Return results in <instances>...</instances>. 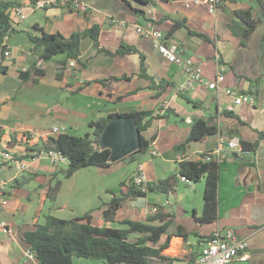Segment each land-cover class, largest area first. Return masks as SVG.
Listing matches in <instances>:
<instances>
[{"label":"crops","instance_id":"obj_1","mask_svg":"<svg viewBox=\"0 0 264 264\" xmlns=\"http://www.w3.org/2000/svg\"><path fill=\"white\" fill-rule=\"evenodd\" d=\"M17 1L20 2L17 7L21 8L24 17H17L14 8L11 10L16 32L5 39L11 57L4 58L0 49V64L6 66V72H0V87L9 90L0 99V150L5 151L10 142L7 150L11 153H31L28 149L37 144L38 139L42 142L48 135H57L52 133L53 127H64L63 132L70 134L73 133L69 129L78 133L87 127L85 134L92 131L89 127L91 120L109 113L149 110L155 117L141 132L149 140L147 149L137 150L133 157L129 154L125 158H114L112 155L106 167L88 165L76 170L62 180L54 202L46 211L64 219L89 212L91 223L95 226L124 227L120 223L122 220L143 221L150 214L151 207L156 206L159 211L172 217L170 233L179 225L187 231V236L171 234L161 254L175 260H157L153 264H189L193 254L199 255L208 236L215 229L226 227L232 228L238 237L245 238L248 243L249 259L237 264H264V0H261L262 6L259 0H225L214 13L204 6L191 5L189 0H154L152 6L151 0H82L86 5L85 10L71 3L37 9L34 7L35 0ZM150 8L151 12H148ZM239 9H251L257 21L245 46H240V38L228 25L230 11ZM113 18L125 24L115 23ZM148 19L153 20L155 28L166 41L177 44L183 57L200 64L205 77L211 79L219 71L224 73L220 88L213 90L196 83L182 92L177 91L176 87H169L160 95L149 88L161 78L173 81L177 86L183 82L184 75L181 67L167 61L152 46L150 38L138 34L130 25ZM176 22H180V26L172 30ZM95 24L100 26L99 46H95L91 37L83 38L76 67L68 66L60 71L58 61L64 56L59 54L48 60L40 59L41 49L33 48V42L27 35V31L38 34L34 25L42 27L47 33L59 32L68 37L76 30ZM12 34H16L13 40L10 37ZM121 44L136 47L143 54L142 73L151 76L154 83L140 76L138 53L120 56L101 51L107 49L114 53ZM26 61L44 71L37 82L32 80L34 74L30 79L21 81L35 84L32 113L36 119L50 116L57 121L48 129L38 131L29 128L30 124L23 122L24 115L10 102L12 98L14 102L16 93L14 91L11 95L13 90L5 78L19 79L18 71L27 69ZM58 73L62 74L60 78L57 77ZM124 75L126 78L119 81L98 82ZM255 78H259L255 88L257 92H251V80ZM21 86L19 84L18 87ZM228 87L250 94L253 102L233 105L232 98L224 91ZM186 98L196 101L197 105ZM225 111L232 112L238 118L225 116ZM212 115L217 117L221 131L204 139L190 141L184 150L174 149L186 139L194 116ZM231 131H237L249 142L258 141L255 151L239 155L240 152L228 149L227 134ZM259 132L263 134L262 137ZM13 136L15 145L11 144ZM93 144L96 149L110 148L99 138L93 139ZM217 149L222 154L219 160L218 217L210 223H199L194 213L200 216L202 212L204 177L198 181L184 182L179 178L178 164L184 159L199 160L201 154ZM152 150H156L155 155L151 154ZM29 162L30 167L23 172L10 173L11 161L0 166V174L8 168L6 172L9 174L0 178L7 185L14 179L26 180V177H31L27 185L33 181V188L41 191L35 207L26 183L20 187L10 185L9 190L6 188L0 194V197L9 196L10 199L6 205L0 203V221L7 223V231L0 226V264H34V260L24 254L27 245L20 233L24 229L34 228L42 219L48 181L56 166H51L46 157ZM139 165L145 185L175 176L174 190L168 194L149 191L143 204L139 205L134 202L139 196L129 198L108 219L110 209L107 204L113 197H121L127 192ZM122 182L124 186H121ZM165 238L166 234H163L158 245ZM73 264L105 262L95 258L73 257Z\"/></svg>","mask_w":264,"mask_h":264},{"label":"trees","instance_id":"obj_2","mask_svg":"<svg viewBox=\"0 0 264 264\" xmlns=\"http://www.w3.org/2000/svg\"><path fill=\"white\" fill-rule=\"evenodd\" d=\"M30 1L33 2L34 0ZM259 3L262 6L263 2L261 0H259ZM19 5L20 2L17 0H0L1 42L5 37L16 32V29L13 27L11 10ZM230 15L229 28L240 38V46H245L256 27L257 21L253 17L251 9L230 11ZM235 18L238 19L236 20ZM179 26L180 22L174 23L172 30ZM33 28L36 29L38 34L27 31V35L30 41L33 42V48L41 49L40 59L48 60L59 54L64 56L62 60L58 61L59 71L68 67L67 63L69 59H74L76 62H79L81 41L83 38L91 37L95 46H99L98 34L100 26L97 24L87 29L76 30L68 37H65L59 32L47 33L38 25H34ZM1 42L0 49L2 50L4 45ZM101 51L120 56L138 53L140 58V76L154 83L151 76L142 73V70L144 71V56L136 47L121 44L114 53L107 49H101ZM0 72L5 73L6 66L0 64ZM43 73V70L37 69L32 65L26 70H19L18 77L20 80L26 81L34 74L35 76L32 80L37 82L38 77L43 75ZM61 75L58 73L57 77L60 78ZM124 78H126L125 75L122 77H110L104 80L100 79L98 82L103 84L106 80L119 81ZM258 80L259 78L251 80V92H257L255 88L257 87ZM169 87H176L175 83L164 78H161L157 84L154 83L153 87L152 85L149 86V88L156 90L159 95ZM186 99L194 105H197L196 101H192L189 98ZM223 113L225 116L238 118L232 112L225 111ZM128 116H131L135 120L140 132L146 129L152 119L155 118L149 110H135L129 113H109L104 117L89 122V127L92 129L91 132H87L81 136L68 132H62L56 136L48 135L40 144H35L32 148L28 149L30 152L42 149L55 150L60 152L66 160L65 165L61 164L56 166L49 178L46 191L47 199L54 202L62 180L72 175L81 167L88 165L106 167L109 165L111 150L109 148L96 149L93 144V139L101 135L106 124L111 120ZM240 122L244 124V122ZM221 130L222 127L217 122L216 116H194L186 139L174 146V149L184 150L190 141L204 139L208 135ZM227 135L228 138L233 136L239 138L241 146V154L239 155L247 152L252 153L257 148L258 141L249 142L242 138L237 131H231ZM259 135L261 137L263 136L261 132H259ZM12 139L14 141L11 144L15 145V137L13 136ZM140 140L142 147L139 150L147 149L149 140L145 139L142 134H140ZM9 144L10 142L4 149L11 153V151L7 150ZM135 153L136 151L131 153L130 156L133 157ZM11 154L19 159L26 158L30 155L28 151L24 154L17 152ZM234 154L237 155L236 153ZM8 162L10 161H0V166ZM178 172L180 176H184L188 181H198L204 177L203 208L200 216H196L194 213L195 220L199 223H210L217 220L219 161L216 155L212 151H208L201 154L199 160L184 159L178 164ZM25 179L29 182L31 177H26ZM22 180L23 178L12 180L11 187H20L23 185L21 183ZM176 181L175 176H169L165 179H160L156 183L147 184L145 190H141L130 181L131 183L128 186L127 192L123 193L121 197H113L107 204L110 209L108 219L113 217L123 201L135 196H145L149 191L168 194L174 190ZM124 185L125 183L122 182L121 186ZM120 223L125 226L99 227L91 223V215L89 212L71 219L59 218L46 212L42 214V219L35 224L34 228L22 230L20 236L27 245V248L35 253L37 259L42 264H73V257L101 259L107 264H150L152 260L172 261L175 259L161 254L163 248L168 245L171 234H176L184 238L187 236V231L179 225L175 226L173 232L166 233V229L173 223V220L170 215L164 214L159 210L147 215L143 221L124 219ZM163 234H166V238L163 243L158 245ZM131 235L135 237L131 239ZM208 238L210 237L208 236ZM197 256L193 254L189 260V264H193Z\"/></svg>","mask_w":264,"mask_h":264},{"label":"built area","instance_id":"obj_3","mask_svg":"<svg viewBox=\"0 0 264 264\" xmlns=\"http://www.w3.org/2000/svg\"><path fill=\"white\" fill-rule=\"evenodd\" d=\"M152 1H150V6H152ZM225 0H189V3L194 6H204L209 12L214 13L215 10L220 7ZM71 3L76 8L86 9V5L82 0H35L34 7L37 9H42L51 5L65 6ZM14 13L17 17L23 18L20 7H15ZM151 12V8L148 10ZM113 22L124 25L125 22L120 19L113 18ZM134 30L144 36L151 39L152 46L162 54L167 61L181 67L182 73L184 75L183 82L176 86L177 91L182 92L188 88H191L194 84H202L209 89L216 90L220 88V83L224 80L225 75L222 72H217L214 78H207L202 72V68L198 62H195L189 57H183L180 54L178 46L174 42L166 41L165 37L155 28L153 20L148 19L141 23H130ZM5 39L1 42L4 45L2 49V55L4 58L11 57V51L5 43ZM68 66L76 67L77 62L74 59H69ZM224 91L232 98L233 105L241 104L242 102H253V97L248 93H242L239 89L228 87L224 88ZM231 109L232 106H229ZM64 130V127H53L52 133L60 134ZM228 149L241 153L240 141L237 136L228 138L226 143ZM152 155L156 154V150L151 151ZM216 155L218 161L221 159V150L217 149L213 151ZM46 157L51 166L61 165L66 162L65 158L60 152L55 150H38L31 151L30 155L26 158L29 161H33L36 158ZM1 161H11L18 166V172H23L30 167V162L26 159L15 158L11 153L7 151L0 150ZM26 160V161H25ZM184 182H189L184 176L179 177ZM132 182L135 186L139 187L141 190H145V184L143 180L142 167L138 166L136 174L132 178ZM7 182L0 180V194L6 190ZM1 205L7 204V199L0 197ZM158 211L156 206L151 207L150 213H155ZM0 226L7 231V223L5 221H0ZM25 256L33 259L34 264H42L36 257L35 253L27 248L24 252ZM249 259V248L248 243L245 238L238 237L232 228L226 227L224 229H215L206 244L201 248L199 255L197 256L193 264H237L245 263Z\"/></svg>","mask_w":264,"mask_h":264},{"label":"rangeland","instance_id":"obj_4","mask_svg":"<svg viewBox=\"0 0 264 264\" xmlns=\"http://www.w3.org/2000/svg\"><path fill=\"white\" fill-rule=\"evenodd\" d=\"M16 36V34H12L10 37L13 38ZM27 68H30L31 67V62L28 63V61H26L24 63ZM20 67V66H19ZM18 67V68H19ZM21 68V67H20ZM5 82L7 83L8 86H10L12 88V96H13V92L15 91L16 93V98L14 99V102H13V98L10 100L11 102V105L16 108V110H20L21 113L24 115V119H23V122H26L27 125L30 124L29 128H31L32 130H35V129H41V128H44V129H48L50 126H53L54 123H56L57 121L54 120L52 117L48 116V117H45V118H42V119H36L34 113H32L33 111V105H32V102H33V98L34 96L36 95L34 93V83L31 81V82H22L21 80H19L17 77L16 78H13V77H10V76H7L5 78ZM20 85H22L21 87H18ZM9 90L7 89H3V87H0V99L3 98L5 96V92L8 93ZM88 130V128H84V129H81L80 131H78V133H74V131L72 129H69L68 131L72 132L73 134H76V135H84V132ZM36 133V131H35ZM37 144H40L41 143V140L38 139L37 140ZM147 153V151L145 152ZM11 167H12V170L10 171L11 172H15V171H18V166L15 164V163H12L11 164ZM8 168H5V170L7 171ZM4 172V173H1L0 174V178H4L7 176V174H9V172ZM10 185H11V182L8 183L7 185V190H9L10 188ZM26 185V189L30 191V197L32 198L33 201V206L35 207L36 205V202L39 201V196L41 195V191L39 190V188H33L34 187V182L31 181L29 185H27V183L25 184ZM6 199L7 200H10L9 199V196H6ZM50 203H52L49 199H46V203H45V207L43 209V213H46L47 209L49 206H50ZM30 211V210H28ZM135 236L134 235H131L130 238L133 239ZM88 263V262H86Z\"/></svg>","mask_w":264,"mask_h":264},{"label":"water","instance_id":"obj_5","mask_svg":"<svg viewBox=\"0 0 264 264\" xmlns=\"http://www.w3.org/2000/svg\"><path fill=\"white\" fill-rule=\"evenodd\" d=\"M140 134L141 132L138 130L135 120L131 116H128L111 120L106 124L98 138L110 146V148L108 147L111 150L110 159L112 155L114 158H124L141 149ZM21 183L25 184L27 180H22ZM143 200H145V196H139L134 202L136 205H139L143 204ZM171 228L172 225H169L166 231L170 232ZM154 262L155 260H152L150 264Z\"/></svg>","mask_w":264,"mask_h":264}]
</instances>
